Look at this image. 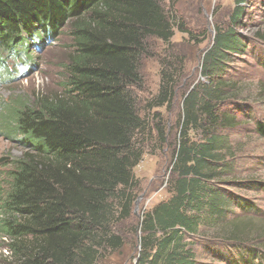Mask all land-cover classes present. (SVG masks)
Masks as SVG:
<instances>
[{"label":"trees","instance_id":"1","mask_svg":"<svg viewBox=\"0 0 264 264\" xmlns=\"http://www.w3.org/2000/svg\"><path fill=\"white\" fill-rule=\"evenodd\" d=\"M243 10L236 9L230 29L216 28L202 58L204 81L184 95L167 181L170 196L131 230L139 247L134 264H199L198 239L236 247L252 243L258 232L251 219L230 217L233 206L223 188L237 182L230 175L238 115L244 118L252 109L240 83L219 73L241 44L233 31ZM64 28L71 51L60 92L16 103L1 119L4 135L25 150L6 172V187L0 184V235L8 239L13 264H97L124 246L116 225L131 217L137 188L132 170L142 157L135 146L143 128L135 97L143 84L141 61L149 42L167 44L175 26L162 0H0V51L28 57L31 35L50 41ZM165 67L150 108L174 97ZM165 131L157 125L163 143ZM255 132L264 140V123L255 122ZM235 204L252 212L240 198ZM253 249L246 264L256 257Z\"/></svg>","mask_w":264,"mask_h":264},{"label":"rangeland","instance_id":"2","mask_svg":"<svg viewBox=\"0 0 264 264\" xmlns=\"http://www.w3.org/2000/svg\"><path fill=\"white\" fill-rule=\"evenodd\" d=\"M239 6L244 10L241 15L237 14L238 27L233 33L241 44L227 56L219 73L240 83L239 89H243L252 109L244 118L238 115L241 124L231 136L235 160L230 177L232 182H237L223 188L229 193L227 196L230 195L228 198L233 206L234 214L230 217L251 219L258 232L252 236L255 239H251L252 243L236 244V247L210 238L201 240L203 242L198 239L195 255L199 264H237L238 257V264H246L248 249L254 248L256 257L248 264H264V140L255 132V122L264 123V42L260 40V36H264V0H248L243 5H237V0H162V8L175 26L174 35L167 44L150 41L148 54L141 61L143 84L140 90L135 91V97L143 128L136 133L135 146L141 150L142 157L132 170L137 188L131 217L116 225V231H120L124 238V246L119 251L108 253L97 264L136 262L139 247L137 235L131 230L145 212L170 196L167 181L184 95L204 81L201 77L202 58L212 45L215 30L218 27L230 29ZM178 25L182 26V31L177 29ZM59 33L56 38L43 42L37 41L38 36L31 35L25 50L28 57L18 52L0 51V125L3 113L14 104L21 101L30 104L37 96L60 92L71 39L67 29ZM164 64L165 71L173 78L174 97L168 105L150 108L152 100L159 94ZM159 124L166 126L167 143L161 142L157 135ZM4 133L5 129L0 127V159H6L0 163V184L5 188L6 172L25 150ZM237 198L248 202L252 212L236 208ZM3 238L0 235V264H13L8 242ZM224 255H228L227 258Z\"/></svg>","mask_w":264,"mask_h":264},{"label":"built area","instance_id":"3","mask_svg":"<svg viewBox=\"0 0 264 264\" xmlns=\"http://www.w3.org/2000/svg\"><path fill=\"white\" fill-rule=\"evenodd\" d=\"M6 242H8V239L6 237L3 238ZM5 253H8V251L5 249Z\"/></svg>","mask_w":264,"mask_h":264},{"label":"water","instance_id":"4","mask_svg":"<svg viewBox=\"0 0 264 264\" xmlns=\"http://www.w3.org/2000/svg\"><path fill=\"white\" fill-rule=\"evenodd\" d=\"M6 159L2 158L0 159V163L4 162Z\"/></svg>","mask_w":264,"mask_h":264}]
</instances>
